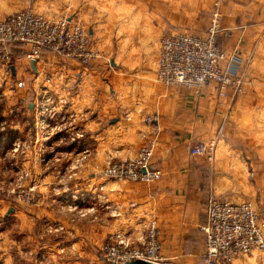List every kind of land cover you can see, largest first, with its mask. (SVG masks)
<instances>
[{
    "label": "crops",
    "instance_id": "crops-1",
    "mask_svg": "<svg viewBox=\"0 0 264 264\" xmlns=\"http://www.w3.org/2000/svg\"><path fill=\"white\" fill-rule=\"evenodd\" d=\"M114 2L72 0L80 10L68 17L88 29L90 46L97 53L87 67L76 61L48 64L46 52L34 60L33 67L23 47L14 49L13 70L10 68L6 75H30L32 89L29 87L20 97L24 100L31 96L27 109L33 126L41 90L46 88L53 92L54 99L65 97L68 106L81 115L80 127L85 135L76 142L56 140L50 148L56 158H49L45 167L37 156L21 159L20 163L29 164L34 182L47 200L55 199L49 192L54 186L57 198L78 193L82 199L88 193L81 191L97 184H102L105 191L99 197L94 193L91 221L86 218L88 210L56 207L53 201L48 206L31 207L30 218L25 217L27 213L14 212L13 251L9 253L4 246L2 264H103L96 259L95 251L107 233L122 230L133 240L138 239L140 222L150 216H156L160 223L161 254L166 260L200 264L203 208L210 195L228 196L234 202L250 201L259 211L264 228V206L257 205L258 174L263 183L261 198L264 193V153L255 164L256 182L252 183L245 178L241 165L231 167L235 156L227 152L232 145L223 143L219 132L224 116L225 121L239 96L235 101L228 89L227 95L220 97L211 84L195 94L187 87L165 86L155 80L165 23L177 24L170 29L174 31L191 24V31L204 34L215 0ZM6 6V1L0 0L1 13L15 9ZM219 7L217 43L225 50L235 49L243 59L244 69L247 67L243 90L255 85L259 93L264 86V0H220ZM44 16L51 20L57 17L52 13ZM263 102L264 98L257 96V104ZM42 105L50 106L48 102ZM146 116L152 121L145 122ZM14 129L19 131L21 127L14 124ZM146 140L154 142L151 162L162 172L159 180L102 177L107 159L133 157ZM199 141L215 143L210 157L189 156L188 148ZM258 149L263 152L264 144ZM221 156L224 159L217 161ZM55 227L60 230L48 229ZM253 253L228 264H264V251Z\"/></svg>",
    "mask_w": 264,
    "mask_h": 264
},
{
    "label": "built area",
    "instance_id": "built-area-1",
    "mask_svg": "<svg viewBox=\"0 0 264 264\" xmlns=\"http://www.w3.org/2000/svg\"><path fill=\"white\" fill-rule=\"evenodd\" d=\"M216 5L218 6V2ZM217 28L218 15L213 13L212 22L204 35L187 31L163 35L159 44L156 80L165 86L187 87L195 94H201L211 84L220 97L233 85L242 88L243 59L235 50L226 52L215 44ZM19 46L25 49V58L28 61L39 59L46 52L49 56L48 64L76 61L87 67L97 57L96 51L90 46L88 29L80 22L67 16L51 20L30 9L18 10L0 20V70L10 73L14 49ZM15 85L18 88L23 87L25 82L18 79ZM42 96L50 100L48 91H43ZM59 101L64 104L66 98L61 97ZM45 109L41 123L55 120L52 129L46 131L47 135L55 133L61 140L70 142H76L83 137L84 132L64 122L65 115L61 113H66L65 109L63 112L60 108ZM144 120L150 122L152 118L146 116ZM36 123L37 120L33 126L35 134ZM12 145H15V150L20 146L21 150L28 148V145H21L20 142ZM34 147L37 150L40 147L36 139ZM213 150L214 143L199 141L189 147L188 153L191 157H210ZM151 155L152 150L149 147H142L139 155L134 158L119 162L108 161L102 173L108 178L132 181L159 180L161 171L149 166ZM204 209V243L199 257L200 264H228L235 258L264 250V228L251 202H234L227 197L209 196ZM146 223L141 246L121 252L117 250L121 248L115 246L109 249L107 256L115 261L144 259L157 263L169 262L159 251L160 231L156 218H148ZM119 243L123 245L122 248L128 246L127 239L119 240Z\"/></svg>",
    "mask_w": 264,
    "mask_h": 264
},
{
    "label": "rangeland",
    "instance_id": "rangeland-1",
    "mask_svg": "<svg viewBox=\"0 0 264 264\" xmlns=\"http://www.w3.org/2000/svg\"><path fill=\"white\" fill-rule=\"evenodd\" d=\"M7 6L10 5L11 7L15 9H8L9 11L1 13L0 9V20L7 16L8 14L14 13L18 10L22 9H30L33 10L36 13H42L43 15H47L49 13H52L53 16L59 17H65L69 15H77L78 10H80L79 7L75 8V4L72 3V0H5ZM22 2L20 6H18L19 2ZM110 0H98V2L107 3ZM142 3L146 0H140ZM219 1L215 0L214 5L212 7V10L210 11L209 16V23L207 25V28L209 27L210 23L213 19V13H216L218 15V28L215 31V44L225 50L222 46H220L217 43V34L220 32V24H219V18H220V7H219ZM111 2H114V0H111ZM218 2V6L216 3ZM34 4V5H33ZM6 6V8H7ZM218 8V9H217ZM12 11V12H11ZM10 12V13H8ZM54 18V19H56ZM52 19V18H51ZM108 25V24H107ZM177 24L175 23H165V31L164 35L173 34L175 32H181V31H187L192 32L197 35H204L207 31V28L204 32V34H200L198 31H191L189 29L191 24H186L183 30H170L174 29ZM172 31V32H171ZM235 49L232 50H225L226 52H232ZM236 51V50H235ZM237 52V51H236ZM247 68V67H246ZM241 70L242 77L244 78L245 73H247V69ZM7 73V70H0V264L3 262V257L1 255V251L3 250L4 246L8 250L9 253L12 254L13 251V237H14V212H24L27 213L25 215L26 218H30L29 215V209L31 207H44L48 206L49 203L53 201V203L56 205V207H71L75 208L77 210H81L84 212V210H88L89 214L86 215L87 221L93 220V209L92 207L95 204V197L96 196H103L102 193L105 191V189L102 190V184H97L93 188L86 187L85 190L81 191L83 194H87V197L79 198L78 193L76 194H68L67 197L63 198H57L56 197V186L53 188H50V194H53L55 196L54 200L52 199H45V193L41 190V188L38 187V184L34 182V178L31 175L30 172V166L22 165L21 159L25 160L29 156H33L37 158V161H39L41 164V167H45L47 160L50 158H56L54 155L55 152H51V147L56 143V140L58 142H63L64 140L60 139V136L58 134L55 135V133L47 135L46 131H49L52 129L53 124L50 123V121L43 122L41 121L44 119L45 114V106L42 107L43 102L44 104L48 102L50 104L49 107L54 108H60L63 112V109L66 110V113H61L65 115L64 122L74 127L78 131H82V128L80 127L81 121H79L82 117L80 114H76L71 107H69V103L62 104L58 99L53 98V92L47 90L46 88H42L41 92L47 90L48 94L50 95V100H46L45 96H42V93L40 95V102L38 104V117H37V123H36V134L35 131L32 132L33 127V120L31 119L30 112L28 111L27 107V101H31L29 97L25 98L24 100L21 99L20 96H24L27 92V89L31 87L32 89V79L31 77L23 76L22 78L25 79V84L23 87H17L15 83L17 82V78L22 79L21 77H15V78H9ZM21 76V75H20ZM26 77V78H25ZM5 80H7V83L5 84ZM155 80H156V74H155ZM157 81V80H156ZM158 82V81H157ZM4 83V84H3ZM160 83V82H159ZM162 84V83H161ZM164 85V84H163ZM239 86L233 85L229 88V90L232 92V95L235 98H240L238 102H234L233 104L234 109L230 110L228 112L226 120L225 116L222 120L223 123L220 124L219 132L222 136V142L226 144L232 145V150L228 151V153H232L235 156V160L230 162L231 167H234V165L238 166L241 165L243 167V172L245 178H247L250 182L254 183L255 180V171L257 169V161L261 159V154L264 153L260 152L258 147L261 146V144H264V102L257 104V96H261L264 98V86L262 87L263 90L261 92H257V86H247L245 90L242 88H238ZM4 89V90H3ZM193 91V90H192ZM227 95V92L223 97ZM251 96V97H246ZM55 100V101H54ZM23 102V103H22ZM69 107V108H68ZM74 117H72V116ZM78 115V116H77ZM14 124H19V127L21 129L15 130ZM225 127V128H224ZM263 131L261 132V130ZM85 135H83L84 137ZM83 137H80L78 140L83 139ZM34 139L37 140V143L39 144V149L34 147ZM20 142L21 145L25 144L28 145V148L25 150H21V146L18 148V150H15V145L13 146V143ZM221 142V143H222ZM153 141H143L142 144L138 147V150L136 154L133 157L125 158V159H118V160H112L107 159L102 169H104L105 165L108 161H114L119 162L126 159L134 158L136 155H139L140 149L142 147H149L152 150V155L149 160V166L152 169H156L152 166V157H153ZM207 143V142H206ZM208 143H214V142H208ZM25 147V146H24ZM215 148V143H214ZM189 149V148H188ZM53 150V149H52ZM229 155V154H228ZM263 156V155H262ZM214 158V157H213ZM212 157L208 160L213 159ZM264 159V156L262 157ZM224 158L217 157V161H221ZM160 170V169H159ZM161 171V170H160ZM162 173V172H161ZM257 173V171H256ZM101 175L104 178L105 175L102 173ZM260 177L262 179V176L258 174L257 177V205L261 203V206H264V193H263V200L260 196V187L263 186L262 181L260 182ZM108 179H116V178H108ZM119 180H127V179H119ZM132 181V180H131ZM44 189V188H43ZM58 196V195H57ZM214 197H221L222 195H210ZM209 197V196H208ZM207 197V198H208ZM222 197H228V196H222ZM204 202V208L205 203ZM229 198V197H228ZM97 201L99 202V198H97ZM104 201L105 199L102 197L101 199ZM250 202V201H249ZM97 205V204H96ZM105 204H102V208L104 209ZM203 208V209H204ZM264 208H262V213H264ZM257 214L259 218H261L259 211H257ZM204 215H205V209H204ZM156 218V216H150L148 218ZM104 218V216H102ZM147 218V219H148ZM147 219L140 222V235L138 239H132L127 233H125L122 230L107 233V235L103 238L102 242L99 244V247L96 248L95 255L96 259L101 260L103 264H117V263H123L126 261H115L109 258L108 251L109 249H113L116 247L121 248L117 249L118 251H128L134 246H141L142 242L144 240V234L146 233V221ZM44 221V220H42ZM157 225L159 228V242H160V254H161V236H162V230L160 223L158 219L156 218ZM205 223V221H204ZM203 223V224H204ZM203 224H202V230H203ZM50 231H58L60 230V227L55 228H48ZM128 240V246L123 247L121 243H119V240ZM203 239H204V231H203ZM204 243V241H203ZM203 251V250H202ZM264 251V250H263ZM258 251V252H263ZM257 252V251H256ZM258 253V254H261ZM255 253H253L254 255ZM162 255V254H161ZM257 256V253L255 254ZM163 256V255H162ZM250 257L251 254L244 256ZM12 258V255H11Z\"/></svg>",
    "mask_w": 264,
    "mask_h": 264
},
{
    "label": "water",
    "instance_id": "water-1",
    "mask_svg": "<svg viewBox=\"0 0 264 264\" xmlns=\"http://www.w3.org/2000/svg\"><path fill=\"white\" fill-rule=\"evenodd\" d=\"M31 65L34 67V60H31ZM10 68L13 70V66H10ZM117 264H173V263L170 262L157 263V262L147 261L144 259H131L127 262L117 263Z\"/></svg>",
    "mask_w": 264,
    "mask_h": 264
}]
</instances>
